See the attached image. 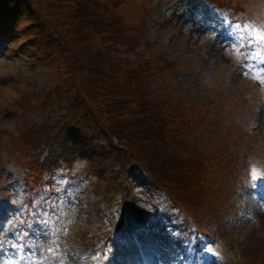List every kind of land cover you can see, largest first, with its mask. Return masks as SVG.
<instances>
[{
	"label": "rangeland",
	"instance_id": "rangeland-1",
	"mask_svg": "<svg viewBox=\"0 0 264 264\" xmlns=\"http://www.w3.org/2000/svg\"><path fill=\"white\" fill-rule=\"evenodd\" d=\"M217 1L241 10L242 22L231 25V36L229 18L209 2V7L199 3L196 10L190 0L114 4L128 33L124 43L111 47L110 62L128 72L134 68L147 85L127 115H136L146 108H138V103L146 102L148 116L169 117L168 110L176 107L187 117L177 131L179 138L166 136L169 151L156 148L152 131L145 138L134 133L130 140L129 151L140 152L139 144L145 146L144 167L161 183L147 175L128 179L123 164V172L115 174L116 184L121 181L123 187L116 190V184L107 186L113 180L98 177L90 166L83 171L84 162L78 160L73 174L56 175L53 191L29 194L30 203H24L19 180L35 157L22 144V130L28 125L42 128L38 122L62 113L51 101L53 86L61 79L58 75L68 74L57 59L34 63L39 58L29 55L33 47L23 41V29L32 21L25 7L11 14L15 28L11 26L14 32L7 43L0 26V264H264V179L253 180L254 175L264 177V43L253 33L264 31V0ZM29 2L51 33L68 45L63 46L66 56L72 48L77 53V48L94 44L103 47L94 15L87 17L90 27L77 33L75 16L68 13L72 0ZM5 5L0 3V9ZM227 13L235 15L232 7ZM216 23H224L226 39L216 35ZM237 37L243 39L237 43ZM240 45L248 48L241 50ZM72 57L79 66L90 59L78 62ZM115 79L102 82L130 92L122 75L115 74ZM72 84L69 80L63 88L73 89ZM47 88L53 91L42 110L38 104L19 108L21 96ZM83 98L81 111L99 106L102 99ZM156 101L161 107L154 111ZM196 159L202 161L199 171ZM184 162L190 165L185 171ZM174 191L177 204L215 244L206 239L198 243L189 221L182 215L172 218L168 195ZM49 193L56 196L44 200ZM5 199L9 205L3 209ZM36 213L40 223L35 222ZM120 220L124 226L114 232Z\"/></svg>",
	"mask_w": 264,
	"mask_h": 264
},
{
	"label": "trees",
	"instance_id": "trees-1",
	"mask_svg": "<svg viewBox=\"0 0 264 264\" xmlns=\"http://www.w3.org/2000/svg\"><path fill=\"white\" fill-rule=\"evenodd\" d=\"M25 1L27 5H25ZM116 1L72 0L73 3L68 13L75 16L76 23L73 24L77 33L81 28L90 27V23L86 20L89 15H94L92 21L94 24L99 25L96 33L102 39L99 43L104 45L100 47L94 44L92 48H77V53L72 48L68 57L63 50L65 45L63 41L58 39V35L51 33L50 26L45 19L38 15L36 9L32 8L33 6L29 0H0V3L6 4L4 9H0V26L3 28V38L6 41L8 38H12L14 29L11 25H13L15 18L12 15L16 14L18 7H25V14L32 21L27 25L30 28L23 29L26 30L24 32L26 38L23 41L33 47V51L29 55L39 58L34 60V63L36 64L40 60L54 62L57 59L58 65L61 69L65 68L66 74H68L67 77L58 75L61 79H58L59 83L53 86V90H56L51 101L55 102L62 113L52 120L46 117L41 122H36L42 128H31L28 125L22 130L24 138L22 144L35 157L27 164V170L24 174L23 183L28 190H34L38 187L37 185L50 182L57 168L61 166L72 168L77 160L84 162L82 165L83 171H85V166H90V170L98 177L114 181L107 186L116 184L118 179L115 180V174L116 172H123L120 167L123 164L126 165L125 174L131 176L136 172L138 175L135 176L144 174L148 176L149 180L161 183L160 180L154 178L153 171L144 167L143 160L147 157L145 146L139 144L142 148L140 152L129 151L128 148H132L130 140L135 135L145 138L152 131L155 144H158L156 148L169 151L166 147L169 144L164 142L167 137L161 135L166 134L167 131L168 135L179 138L177 131L181 124L186 122L187 117L177 108L168 110L169 117L163 115V113L148 116L151 108L146 102L138 103V108L145 106L146 108L140 110L136 115H127L128 107L133 104L139 93H142L143 90L147 91V85L141 84L142 78L137 77L138 71L135 72L134 68H131L128 72V69L122 64L110 62V58L113 57L110 54L111 47L115 43L118 45L124 43L125 40L123 39L128 33L127 27L124 26L118 13L114 11ZM11 4L13 5L11 6ZM95 9L104 14H99ZM72 56L77 57L78 62L86 56L90 59L79 66L77 62H74ZM115 74H120L127 80L130 85V92L119 89L112 90L114 88L104 86L102 81H116ZM69 80L73 83V89H64L63 84L69 82ZM97 85L101 86L98 87ZM86 87H88V93ZM95 90L99 92H91ZM52 91L49 88L31 90L17 101L19 108L24 109L38 104L42 110L49 103L48 98L51 97L50 93ZM84 96L94 98L101 96L102 99L99 100V106L86 107L84 111H81L82 104L85 103ZM156 104L158 107L154 111L159 110L161 107L158 101H156ZM111 125L113 126L111 127ZM152 125L155 127L158 125L160 130H154L151 127ZM135 145L137 146V144ZM155 159L159 160L156 156ZM195 163V167L199 171L202 161L196 159ZM188 167L190 165L184 162V171ZM167 179L173 180L172 177ZM121 187H123V182L120 181L112 188L120 190ZM175 187L177 185L173 186V188ZM168 196L171 201V208L187 211L177 204L175 191Z\"/></svg>",
	"mask_w": 264,
	"mask_h": 264
},
{
	"label": "snow or ice",
	"instance_id": "snow-or-ice-1",
	"mask_svg": "<svg viewBox=\"0 0 264 264\" xmlns=\"http://www.w3.org/2000/svg\"><path fill=\"white\" fill-rule=\"evenodd\" d=\"M253 33H254V38L255 40L257 41H260L262 43H264V31H256V30H253ZM243 37H237V43L242 40ZM249 46H251V40H249ZM240 47H242V45H240ZM260 179H264V177H261V176H256L254 175L253 176V180L256 181V180H260ZM35 211V210H34ZM42 212L44 211L43 209L41 210ZM45 215H48L47 212L44 213ZM36 223H40L41 220H40V213H36V220H35ZM46 234V233H45Z\"/></svg>",
	"mask_w": 264,
	"mask_h": 264
},
{
	"label": "bare ground",
	"instance_id": "bare-ground-1",
	"mask_svg": "<svg viewBox=\"0 0 264 264\" xmlns=\"http://www.w3.org/2000/svg\"><path fill=\"white\" fill-rule=\"evenodd\" d=\"M168 135V132L166 131V134H163V135H161V136H164V137H166Z\"/></svg>",
	"mask_w": 264,
	"mask_h": 264
}]
</instances>
